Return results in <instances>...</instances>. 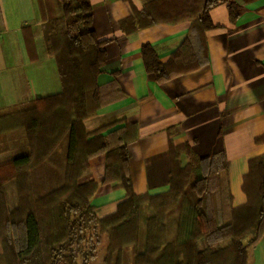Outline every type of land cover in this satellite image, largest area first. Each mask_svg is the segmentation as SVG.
I'll use <instances>...</instances> for the list:
<instances>
[{
    "label": "trees",
    "instance_id": "trees-1",
    "mask_svg": "<svg viewBox=\"0 0 264 264\" xmlns=\"http://www.w3.org/2000/svg\"><path fill=\"white\" fill-rule=\"evenodd\" d=\"M181 1L153 0L122 21L128 31L191 21L166 62L154 45L143 43L145 68L158 82L203 63L195 52L192 58L188 54L195 38L207 54L206 32L216 26L210 10L222 0H183L187 12L158 14L159 6ZM59 6L47 48L56 60L61 91L0 114V153L10 152L0 161V264H90L104 237L101 264H248V249L264 231V154L249 160L242 184L247 201L240 206L231 205L230 191L217 188L213 158L192 157L182 165L188 146L172 142L169 189L136 193L128 145L138 125L106 132L108 125L88 131L84 124L117 97L105 99L99 85L107 52L92 27L91 0H59ZM228 10L235 21L240 5L229 0ZM99 154H106L103 179L82 181L90 159ZM117 180L125 198L114 212L98 216L93 195L100 185Z\"/></svg>",
    "mask_w": 264,
    "mask_h": 264
},
{
    "label": "crops",
    "instance_id": "crops-1",
    "mask_svg": "<svg viewBox=\"0 0 264 264\" xmlns=\"http://www.w3.org/2000/svg\"><path fill=\"white\" fill-rule=\"evenodd\" d=\"M151 1L91 0L92 27L107 52L99 85L105 99L117 97L86 118L85 127L92 131L108 125V132L127 123L138 125L137 137L128 145L136 193L169 189L172 142L188 146L180 156L182 165L192 157L213 158L217 188L230 191L231 205L240 206L247 201L242 184L249 160L264 154V0H235L240 15L233 22L229 0L212 7L216 26L206 32L207 54L197 38L188 54L192 58L195 52L194 58L203 63L161 82L146 70L142 45H154L166 62L188 34L191 21L128 31L129 24L123 26L122 21ZM187 11L183 0L158 8L163 17ZM59 13V0H0V112L61 91L56 60L47 48L48 32ZM25 31L33 40L31 47ZM105 161L106 154L92 157L83 181L101 182ZM119 183L100 185L93 195L98 216L114 212L125 198L126 189ZM248 264H264V231L248 249Z\"/></svg>",
    "mask_w": 264,
    "mask_h": 264
},
{
    "label": "rangeland",
    "instance_id": "rangeland-1",
    "mask_svg": "<svg viewBox=\"0 0 264 264\" xmlns=\"http://www.w3.org/2000/svg\"><path fill=\"white\" fill-rule=\"evenodd\" d=\"M11 110H8V111H11ZM8 111H4V112H8ZM4 112H0V114L4 113ZM7 156H10V152L9 151L1 152L0 153V161H4ZM82 181H83V179H82ZM212 188H214L213 184H212ZM215 209H217V208L215 207ZM106 244H107V238L104 237V239L101 241V243L99 245L98 251L96 253V257L90 261L91 262L90 264H101L102 263V259H103L104 253H105Z\"/></svg>",
    "mask_w": 264,
    "mask_h": 264
}]
</instances>
